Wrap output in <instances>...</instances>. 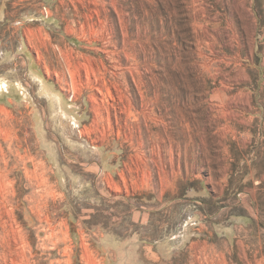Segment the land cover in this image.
<instances>
[{
  "label": "rangeland",
  "instance_id": "374dc122",
  "mask_svg": "<svg viewBox=\"0 0 264 264\" xmlns=\"http://www.w3.org/2000/svg\"><path fill=\"white\" fill-rule=\"evenodd\" d=\"M36 8L7 10L0 33L15 51L12 85L0 73V264H112L120 251L105 256L86 228L116 232L133 207L174 227L188 192L264 162V0ZM157 251L134 259L211 264ZM220 251L215 264H264V249Z\"/></svg>",
  "mask_w": 264,
  "mask_h": 264
},
{
  "label": "crops",
  "instance_id": "0c3cea01",
  "mask_svg": "<svg viewBox=\"0 0 264 264\" xmlns=\"http://www.w3.org/2000/svg\"><path fill=\"white\" fill-rule=\"evenodd\" d=\"M39 4L40 0H0V33H12L7 10L21 7L31 11L37 9ZM14 52L11 38L0 37V73L5 74L7 87L13 83L8 75L14 72ZM24 72L39 73L33 62L27 63ZM21 81L24 85V80ZM229 166H225L226 170L218 176L204 181L193 194L187 193V197L182 200L181 213L172 215L176 221L174 227L168 228L166 221L165 228H157V210L142 213L139 207H133L120 211L116 232L110 224L106 228L86 230L96 236L92 238L94 244L99 243L100 249L107 250L103 252L105 256L112 258L116 253L114 250L120 251V259H113L112 264H147L134 259L135 250H142L150 261L151 255H155L156 262L159 248H182L187 250L188 257L192 255L198 259H209L211 264L216 263V258L222 257L221 248L230 252L237 248L250 249V246L263 250L264 162L255 158L253 162H247L245 167H233L232 162ZM107 170L110 176L114 166L111 164ZM147 217L148 220H145ZM146 221L148 226H143ZM246 242H250L248 246ZM260 260H264V255Z\"/></svg>",
  "mask_w": 264,
  "mask_h": 264
},
{
  "label": "bare ground",
  "instance_id": "6f19581e",
  "mask_svg": "<svg viewBox=\"0 0 264 264\" xmlns=\"http://www.w3.org/2000/svg\"><path fill=\"white\" fill-rule=\"evenodd\" d=\"M5 136H7V135H5ZM5 141H7V140H5ZM1 145V144H0ZM0 150H1V148H0ZM1 160V159H0Z\"/></svg>",
  "mask_w": 264,
  "mask_h": 264
}]
</instances>
